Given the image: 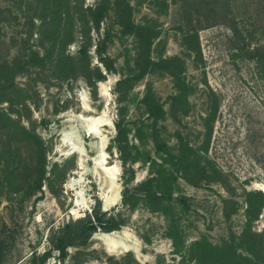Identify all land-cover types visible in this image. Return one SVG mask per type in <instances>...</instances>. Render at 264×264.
<instances>
[{"label": "rangeland", "instance_id": "1", "mask_svg": "<svg viewBox=\"0 0 264 264\" xmlns=\"http://www.w3.org/2000/svg\"><path fill=\"white\" fill-rule=\"evenodd\" d=\"M70 11L75 27L55 40L41 9L0 0V69L14 73L0 103L1 264H34L95 207L119 228L65 259L51 249L47 264H198L196 241L212 264H264V0H72ZM112 233L129 248L109 251Z\"/></svg>", "mask_w": 264, "mask_h": 264}, {"label": "trees", "instance_id": "2", "mask_svg": "<svg viewBox=\"0 0 264 264\" xmlns=\"http://www.w3.org/2000/svg\"><path fill=\"white\" fill-rule=\"evenodd\" d=\"M71 1L72 0H20L21 4H26L29 9H41L42 10V28L43 34L45 37L52 36L55 40L60 38L63 34V23L66 22L70 26L71 29L75 27L76 21V12L71 13ZM90 13L94 14L93 10H89ZM83 11L78 10L77 13L81 14ZM83 15V13H82ZM101 17H95L93 20L94 26L96 29L100 28ZM65 24V25H66ZM68 38L70 34V40H74V32H66ZM67 57L61 56L59 59V65H64L66 63ZM84 70L87 74L95 73L97 80H105L106 74L102 71L100 67L92 68L90 63L85 61ZM0 69V103L4 101H10L12 98L10 97L11 91L13 90V78L14 73L12 72L9 66H3ZM3 116V113L1 114ZM11 118V117H10ZM117 136L116 142L121 148L123 142H127V128L123 126L122 122H116ZM153 179H148L140 186L143 190L144 196L143 200H149L153 197L155 192L148 190L145 188L148 184H151ZM40 185V184H39ZM39 187V186H38ZM130 189L128 185L125 186L124 196H123V204L129 207H135L140 198H138L135 194H130ZM157 196V195H154ZM170 197H173L172 193L169 194ZM261 204H264V201H261ZM103 213L100 212L99 207H95L91 213H88L85 217L71 220L67 223L61 232L60 235H54L50 238L51 249L58 250L63 259L68 255V246H79L86 244L87 241L92 237V235L98 230V228H102L106 231H112L114 229H118V224H112L111 220H106L104 218ZM202 243L200 241H196L191 245V252L199 253V263L198 264H212V257L210 253L205 250H200ZM4 242H0V264L4 257ZM51 249L49 251L44 252L43 254H33L32 262L36 264V260L40 259V264H47V261L51 255Z\"/></svg>", "mask_w": 264, "mask_h": 264}, {"label": "bare ground", "instance_id": "3", "mask_svg": "<svg viewBox=\"0 0 264 264\" xmlns=\"http://www.w3.org/2000/svg\"><path fill=\"white\" fill-rule=\"evenodd\" d=\"M91 121L93 123V126H92V128H89V130H88L90 133V136H93V135L100 136V132L97 130L96 127L103 126L104 124H106L105 119H104V115L93 118V119H91ZM105 147H106V142L104 140H102V142L99 145V150H103V149H105ZM105 205L108 206L109 202H107ZM114 237H119V235L117 233H112L110 236L104 237L105 241L108 243L109 251L119 252V251L126 250L129 248L127 245L121 246L119 244H116V238H114Z\"/></svg>", "mask_w": 264, "mask_h": 264}]
</instances>
